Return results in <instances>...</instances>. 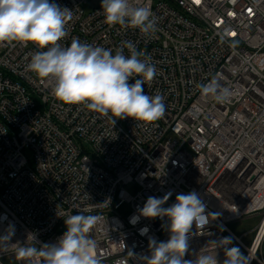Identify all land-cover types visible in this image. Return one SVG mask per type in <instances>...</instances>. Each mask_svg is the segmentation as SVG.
<instances>
[{"label":"built area","instance_id":"2783aa9c","mask_svg":"<svg viewBox=\"0 0 264 264\" xmlns=\"http://www.w3.org/2000/svg\"><path fill=\"white\" fill-rule=\"evenodd\" d=\"M88 1L50 0L73 12L61 43L77 37L114 54L122 42H133L158 70L144 92L164 97L165 116L113 125L83 105H66L53 97L52 81L28 69L35 45L0 42V235L13 224L11 243L32 246L27 237L35 233L39 247L62 236L68 215H95L89 236L104 264H144L128 252L150 255V237L169 238L162 227L167 218H132L148 197L171 192L168 207L178 194L196 191L206 213L220 215L190 238L185 259L230 236L229 247L250 255V264H264V0H132L158 19L151 39L138 29L105 24L101 0L89 12ZM226 27L235 48L220 40ZM213 75L232 89L230 102L201 95L197 85ZM226 178L243 189L227 198L219 187ZM130 185L140 191L130 194ZM245 219L258 223L241 237L229 225ZM143 228L148 232L141 235ZM251 235L248 244L244 237ZM216 254L222 264L223 249ZM0 264L29 262L18 260L10 245L0 250Z\"/></svg>","mask_w":264,"mask_h":264},{"label":"clouds","instance_id":"9594fccd","mask_svg":"<svg viewBox=\"0 0 264 264\" xmlns=\"http://www.w3.org/2000/svg\"><path fill=\"white\" fill-rule=\"evenodd\" d=\"M104 23L119 25L124 29H138L140 34L151 39L158 31V19L149 7L134 6L132 0H101ZM73 12L50 0H0V42H18L25 47L31 43L39 49L31 55L28 69L36 77L53 82V97L66 105H83L90 111L107 117L114 125L117 119L131 118L135 121L152 123L165 116L166 108L162 95H149L144 85L158 74L152 58L144 51H138L131 41L122 42L115 50L81 42L73 37L69 45L61 41L69 35L68 24ZM234 33L226 27L220 33L222 43L235 48ZM127 48L129 55H125ZM134 79V83L130 80ZM202 96H211L216 103L230 102L233 91L213 75L206 83L197 85ZM171 192L163 198L148 197L140 217L167 220L169 238L157 241L149 238L150 255L138 256L130 251L131 257H140L144 264H220L216 249H223L222 264H250L252 257L244 255L233 244L232 237H222L210 242L211 251L203 248L195 259H185L189 254V241L193 235L204 234L211 218L220 213H206L207 205L196 191L178 194L175 202L164 207ZM99 220L95 215L75 214L64 219L66 231L55 243H42L35 233H29L27 240L32 246L11 243L15 226L9 224L0 235V250L14 247L18 260L31 261L40 258V264H104V256L97 252V242L89 236ZM193 225L196 232L193 233ZM147 228L140 230L144 235ZM117 264H127L126 260Z\"/></svg>","mask_w":264,"mask_h":264},{"label":"rangeland","instance_id":"374dc122","mask_svg":"<svg viewBox=\"0 0 264 264\" xmlns=\"http://www.w3.org/2000/svg\"><path fill=\"white\" fill-rule=\"evenodd\" d=\"M99 6V1L98 0H89L88 4L85 6L86 10L89 12L91 11L94 7ZM31 153L28 152V156L30 157ZM221 191L228 197H231L233 195L234 191L242 190L243 188L235 182L234 179L232 178H226L224 179L221 184L219 185ZM128 192L132 195H135L140 191V187L138 185H130L127 188ZM239 200V197H238ZM125 209L123 208L120 212H123ZM258 223V219L255 220H244L241 222L237 223H232L230 224L231 230L238 236H243L244 233H247L249 231H252L255 226ZM253 238V235L244 237V241L246 243H250ZM9 262V261H8Z\"/></svg>","mask_w":264,"mask_h":264}]
</instances>
